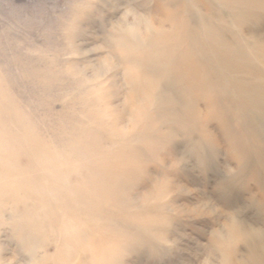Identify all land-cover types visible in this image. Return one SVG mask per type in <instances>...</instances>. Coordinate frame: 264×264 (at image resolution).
Here are the masks:
<instances>
[{
    "label": "rangeland",
    "instance_id": "374dc122",
    "mask_svg": "<svg viewBox=\"0 0 264 264\" xmlns=\"http://www.w3.org/2000/svg\"><path fill=\"white\" fill-rule=\"evenodd\" d=\"M203 2L0 0V140L13 146L0 162L14 181L0 188V264H264V0ZM180 3L214 39L204 56L167 50V79L183 60L217 63L227 95L174 92V109L139 117L144 83L134 95L120 74L150 57L126 31L149 35ZM89 63L111 67L94 81ZM49 141L88 167L75 191L32 157ZM118 148L134 156L115 161Z\"/></svg>",
    "mask_w": 264,
    "mask_h": 264
},
{
    "label": "bare ground",
    "instance_id": "6f19581e",
    "mask_svg": "<svg viewBox=\"0 0 264 264\" xmlns=\"http://www.w3.org/2000/svg\"><path fill=\"white\" fill-rule=\"evenodd\" d=\"M184 1L188 3L193 2V4H200L202 6L204 5L203 0H189V1L184 0ZM124 4L125 3L120 2L118 3L117 6H115V8L118 10H121L124 8ZM162 8L163 7L161 5L156 4L155 2L153 11H155V9L156 10L159 9L160 11L162 10ZM161 14H162L161 15L162 18L159 19V21L157 22L158 25L156 27L146 25V29L148 30L149 35L140 36L136 34V32L132 29L126 31L127 33L129 32L130 34V41L132 45L131 47L134 50H137L138 47L141 48L140 53L142 54V56H145V57L148 56L147 59H149L150 57L148 61L139 62V59L135 57V55H130L129 58H126L127 62H130L129 66L126 67L125 70H123L122 74H120V76L124 78V80L128 83V85L131 86L130 89L132 90V93H134V95L135 94L137 95L138 86L141 83H144L143 89L145 88V101H143L144 103L142 105H136V106L134 105L136 111L140 113L139 117H144L146 115L145 112L149 111L150 109L156 110L158 113L159 112L162 113L165 110L167 111L169 109H174L175 103L179 102L178 101L179 98H177V101H176L175 99L176 93L174 94V92L179 93L182 98V97L187 96L189 92L191 91L192 92L198 91L200 93L202 92L200 96H203V95L206 96L208 93L210 94L211 91L213 93L215 91L219 92V94L221 95L222 93H224V91H226L227 88H229L227 87L228 82H229L228 80L229 74H224V73L219 72L220 68L217 63L215 67H212V66L206 65L204 61L200 62L199 60L197 61V63L188 62V60H183L182 61L183 68L180 73V76L179 77L175 76L176 82L170 80L169 78L167 79V75L169 74V70H170L169 65L165 63V59L168 56L167 50L169 51L171 48L176 47L179 44L184 45V46H190V47H193L194 45L197 48L201 49L200 54L204 56V53H205L204 43H206V41L214 39L213 38L214 29H209L210 27L206 29H203V28L200 29L199 26H197L195 23L193 24L190 23L191 19H189V15L190 16L194 15V10H192L191 7H187V6L184 7L183 3L176 5L174 9H166V11L163 10ZM165 22L169 24L168 31H165L164 29L160 27ZM128 29L130 28L128 27ZM89 64H90V67L93 68L94 73L92 72L93 74H91V76L88 78H91L94 81L96 80L98 76H100V74H103V71L105 72L106 70H109V68L111 67L110 66L109 68L104 69L101 66H97V63H89ZM215 68L216 69L218 68L219 70L218 69L215 70ZM232 79H235V78L232 77ZM161 81H163V85ZM105 82H106L105 80H102L101 84L104 85ZM147 82H148V85H146ZM242 87L243 86H241L240 89ZM221 89L223 90L225 89V90L222 91ZM215 97H217V95ZM218 97H221V96H218ZM222 98H225V97H222ZM202 99H204V97ZM140 102H142V100ZM182 104H183V101H182ZM251 104L258 106L257 105L258 103H255V104L251 103ZM104 105L105 104H103V106ZM262 113H264V111H262ZM146 117H148V115ZM262 117H264V115H262ZM135 119H138L137 116L135 117ZM139 131L141 132L142 130H139ZM10 148H13L11 143L0 140V151L7 150ZM122 148H125V147H122ZM122 148L120 147V149ZM62 149H63V146L60 143L49 141L48 143H41L37 145L35 144L33 147H31V153H32L31 155L39 163V167L41 168V170H43V173L47 171L49 175L53 178L52 180L58 179L60 182H63L64 189L72 192V190H74L75 188V185L70 182L71 176L72 177L75 176V178L77 179V182L79 181V183L81 182V180L84 181L85 178L87 177V172H83V171L88 167L82 166V168L79 169L78 165H76L78 164V161H75V158L72 156V154L67 153L68 155H62L61 154ZM120 149L118 148L116 150L111 151L110 153L111 156L113 155L116 156V158L113 157L115 161L116 160L120 161L123 158L125 160H128L134 156V155L133 156L131 155L132 153L124 154ZM41 151H45L47 154H45L44 157L37 156V155H40ZM87 152L93 153V154L95 153V151L92 148H87ZM104 154L105 153H102V155ZM3 156L8 157L9 155L3 154ZM12 156L14 157L13 160L17 159L15 155H12ZM7 157H4V159H2L3 162H0V188L9 186L8 185L9 183L10 184L14 183L13 179H10L12 178L11 176H12L13 170L11 166L7 164V159H8ZM17 160L20 161V158H18ZM102 161H104L106 164L111 166L108 161L104 159H100V162ZM84 162L86 163L85 159H84ZM17 167L21 168L22 166L19 167V164H18ZM4 171H6L7 172L6 174L8 175H5V176L1 175V172L4 173Z\"/></svg>",
    "mask_w": 264,
    "mask_h": 264
}]
</instances>
